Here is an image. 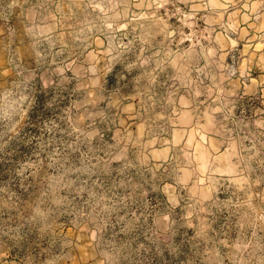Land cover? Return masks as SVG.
<instances>
[{
    "label": "clouds",
    "instance_id": "clouds-1",
    "mask_svg": "<svg viewBox=\"0 0 264 264\" xmlns=\"http://www.w3.org/2000/svg\"><path fill=\"white\" fill-rule=\"evenodd\" d=\"M0 264H264V0H0Z\"/></svg>",
    "mask_w": 264,
    "mask_h": 264
}]
</instances>
